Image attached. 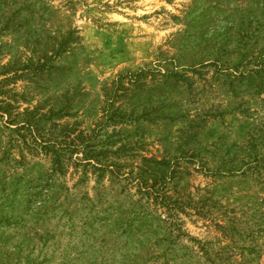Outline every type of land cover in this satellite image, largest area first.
<instances>
[{
	"label": "rangeland",
	"instance_id": "374dc122",
	"mask_svg": "<svg viewBox=\"0 0 264 264\" xmlns=\"http://www.w3.org/2000/svg\"><path fill=\"white\" fill-rule=\"evenodd\" d=\"M0 264H264V0H0Z\"/></svg>",
	"mask_w": 264,
	"mask_h": 264
}]
</instances>
